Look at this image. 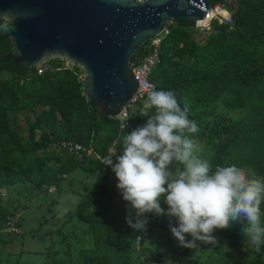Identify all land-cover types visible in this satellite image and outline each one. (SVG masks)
Instances as JSON below:
<instances>
[{"label": "trees", "instance_id": "16d2710c", "mask_svg": "<svg viewBox=\"0 0 264 264\" xmlns=\"http://www.w3.org/2000/svg\"><path fill=\"white\" fill-rule=\"evenodd\" d=\"M210 3L227 9L232 23L192 29L177 19L159 45L144 43L132 64L156 56L148 80L156 90L174 91L188 109L199 130L187 136L212 171L236 165L264 179V0ZM10 53L9 40L0 36V56ZM48 65L51 70L38 74L14 61L0 63V264H229L223 248L240 251L250 242L242 233L246 222L216 229L215 243L182 247L162 197L163 215L146 213L143 230L128 224V202L104 159L113 146L121 154L123 136L146 124L145 111L155 112L144 108L146 99L124 121L102 116L83 93L80 69L61 60ZM3 191L11 197L6 203ZM69 192L78 194V203L62 211ZM261 213L264 226V203ZM41 227L49 235L31 248ZM249 256L247 264H264V244L259 252L252 245Z\"/></svg>", "mask_w": 264, "mask_h": 264}, {"label": "clouds", "instance_id": "9594fccd", "mask_svg": "<svg viewBox=\"0 0 264 264\" xmlns=\"http://www.w3.org/2000/svg\"><path fill=\"white\" fill-rule=\"evenodd\" d=\"M144 108L155 112L148 115L145 111L146 124L123 136L121 154L113 146L104 159L128 202V224L143 230L146 213L163 215V197L167 214L176 220V226L170 224L169 228L180 246L196 248L197 241L215 243L216 229L246 222L242 233L259 252L264 244V179L236 165L217 166L212 171L207 160L195 155L196 145L187 134L199 129L174 91L153 88ZM126 127V123L121 124L122 129ZM174 162L183 167L174 169Z\"/></svg>", "mask_w": 264, "mask_h": 264}, {"label": "water", "instance_id": "95a60500", "mask_svg": "<svg viewBox=\"0 0 264 264\" xmlns=\"http://www.w3.org/2000/svg\"><path fill=\"white\" fill-rule=\"evenodd\" d=\"M210 0H0V36L30 70L61 60L83 72V93L102 116L116 118L139 89L132 68L140 47L181 19L196 29Z\"/></svg>", "mask_w": 264, "mask_h": 264}, {"label": "built area", "instance_id": "2783aa9c", "mask_svg": "<svg viewBox=\"0 0 264 264\" xmlns=\"http://www.w3.org/2000/svg\"><path fill=\"white\" fill-rule=\"evenodd\" d=\"M141 1V0H139ZM223 12L227 13V15H223ZM211 15L210 22L207 26H197V28H206L210 29L213 22L221 24H231L233 21L232 14L225 8H223L221 5L212 6L211 9L208 11L206 18L208 19ZM205 18V19H206ZM160 40L159 39H153V45L157 46L159 45ZM156 64V56H150L146 59H143L139 65H133L132 68L134 69V73L136 77L139 79L140 86L132 100L127 105L126 109L121 113V115L117 118H119L121 121H124L128 118L130 110L134 107L133 105L139 102L140 100L147 99V94L150 90L154 88V85H152L148 77L154 68ZM51 70V67L48 65V63L40 65L38 68H36V71L38 74H44ZM78 150H84L81 149V147H77Z\"/></svg>", "mask_w": 264, "mask_h": 264}, {"label": "rangeland", "instance_id": "374dc122", "mask_svg": "<svg viewBox=\"0 0 264 264\" xmlns=\"http://www.w3.org/2000/svg\"><path fill=\"white\" fill-rule=\"evenodd\" d=\"M62 64H66L65 62L62 61ZM23 125H25L23 123ZM198 142L196 141L194 144L196 145ZM199 146H201V144L199 143ZM201 148V151L203 150V146L200 147ZM197 153H200V151L197 149ZM195 153V154H197ZM80 188H84L83 185H78ZM6 193L3 191V194H2V198H5L4 199V203H6V201L8 199H10L11 197H8L7 195H5ZM64 199H63V202L60 204V210L62 211H65V209H74L78 203V197L77 195L73 194L72 192H69V193H65L64 194ZM11 196H13L14 200H18V197L16 195V190L11 193ZM37 212V211H36ZM70 226V224L68 225V227ZM41 231L38 233V238H39V241H35L34 242V245L31 246V248H35L38 243L40 244V241L42 242H45L46 239H47V236L49 235V228L48 227H41ZM1 234V232H0ZM33 243V241H32ZM245 247H238L237 249L240 250V251H230L228 250L227 247L223 248V254L221 255V258L225 257L226 259H228V263L229 264H247V261L249 260L250 256L247 257V255L249 254V249L250 247L252 246V244L250 242H247L246 241V244L244 245ZM241 248V249H240ZM12 250L15 249V246L11 248ZM41 249V248H40ZM230 253V254H229ZM220 258V259H221ZM36 258L35 254L31 253L29 255V261H34ZM212 262H214V259L211 260ZM37 264H42L41 261H39V263Z\"/></svg>", "mask_w": 264, "mask_h": 264}, {"label": "bare ground", "instance_id": "6f19581e", "mask_svg": "<svg viewBox=\"0 0 264 264\" xmlns=\"http://www.w3.org/2000/svg\"><path fill=\"white\" fill-rule=\"evenodd\" d=\"M223 15H225V12H223ZM210 19H211V15H210V17L207 19H204L203 21H201V22H199V26H207L208 24H209V22H210Z\"/></svg>", "mask_w": 264, "mask_h": 264}, {"label": "snow or ice", "instance_id": "6c2138e0", "mask_svg": "<svg viewBox=\"0 0 264 264\" xmlns=\"http://www.w3.org/2000/svg\"><path fill=\"white\" fill-rule=\"evenodd\" d=\"M225 15H227V13H225Z\"/></svg>", "mask_w": 264, "mask_h": 264}]
</instances>
